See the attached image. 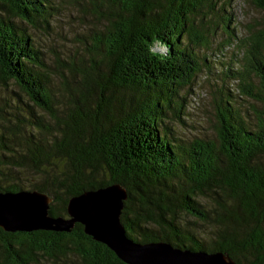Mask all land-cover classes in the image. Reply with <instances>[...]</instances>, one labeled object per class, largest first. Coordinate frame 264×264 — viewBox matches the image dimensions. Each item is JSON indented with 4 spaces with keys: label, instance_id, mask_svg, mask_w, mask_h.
<instances>
[{
    "label": "trees",
    "instance_id": "1",
    "mask_svg": "<svg viewBox=\"0 0 264 264\" xmlns=\"http://www.w3.org/2000/svg\"><path fill=\"white\" fill-rule=\"evenodd\" d=\"M219 1L109 0L88 66L71 68L58 102L29 31L49 24L54 2L0 0V89L12 82L31 101L0 94V191L40 190L52 198L51 214L68 217L70 196L119 183L127 193L119 220L132 241L264 264V23L239 44L243 67L227 68L252 100V121L229 95L216 103L212 137L186 141L165 122L201 71L193 44L210 41L195 19ZM251 2L264 11V0ZM70 255L73 264H127L80 222L0 226V264Z\"/></svg>",
    "mask_w": 264,
    "mask_h": 264
},
{
    "label": "rangeland",
    "instance_id": "2",
    "mask_svg": "<svg viewBox=\"0 0 264 264\" xmlns=\"http://www.w3.org/2000/svg\"><path fill=\"white\" fill-rule=\"evenodd\" d=\"M56 9L44 27L29 28L36 46L42 50L46 63L49 85L58 102L66 98V85L72 82L73 67L88 66L94 44L96 30L102 25L100 11L107 10L109 0H52ZM229 1V4L227 3ZM224 3V10H219ZM203 22L196 17L195 24L207 32L209 43L193 44L195 56L201 62V71L196 75L193 84L181 91L184 97L181 110L168 112L165 118L174 136L191 140L195 137H212L215 123V107L220 98L231 95L237 102L243 116L252 121V100L241 93L236 79L231 78L229 67L240 69L245 63L243 47L240 43L251 27L264 23V11L255 6L251 0H224L216 2L214 7L203 8ZM231 13L232 18L224 27V16ZM201 23V24H200ZM228 40L229 42H226ZM162 50L163 46L156 45ZM98 57V55H95ZM87 59V61H82ZM205 59V60H203ZM70 62H74L73 65ZM227 74L228 76H225ZM66 76V77H64ZM71 81V82H70ZM19 91L10 82L0 89V94L11 96ZM21 93V92H20ZM24 101L31 102L21 93ZM40 112L39 108H35ZM75 257L70 255L64 263L73 264ZM60 262L59 264H64ZM39 264H54L41 258Z\"/></svg>",
    "mask_w": 264,
    "mask_h": 264
},
{
    "label": "water",
    "instance_id": "3",
    "mask_svg": "<svg viewBox=\"0 0 264 264\" xmlns=\"http://www.w3.org/2000/svg\"><path fill=\"white\" fill-rule=\"evenodd\" d=\"M126 188L119 183L70 196L68 217L49 212L52 200L37 189L0 191V226L5 230H70L75 222L84 233L105 244L127 264H236L221 252L182 251L164 242L136 243L126 237L119 214Z\"/></svg>",
    "mask_w": 264,
    "mask_h": 264
}]
</instances>
